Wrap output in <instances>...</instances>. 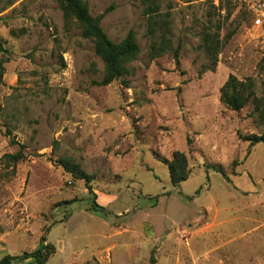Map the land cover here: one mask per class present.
<instances>
[{
    "label": "rangeland",
    "instance_id": "rangeland-1",
    "mask_svg": "<svg viewBox=\"0 0 264 264\" xmlns=\"http://www.w3.org/2000/svg\"><path fill=\"white\" fill-rule=\"evenodd\" d=\"M87 1L93 16L109 10L101 25L111 40L136 34L129 89L95 84L104 63L57 0L0 2L11 52L0 87V260L45 235L56 247L48 264H150L152 253L154 264H264V143L241 138L264 134V119L252 101L241 111L220 101L231 75L253 78L264 96V27L253 10L264 0H159L172 50L155 59L144 0ZM217 26L221 39L233 36L216 69L201 73L211 65L203 34ZM8 130L27 154L17 168L3 159L18 149ZM177 150L190 169L178 188L165 164ZM63 157L94 175L95 195Z\"/></svg>",
    "mask_w": 264,
    "mask_h": 264
},
{
    "label": "trees",
    "instance_id": "trees-1",
    "mask_svg": "<svg viewBox=\"0 0 264 264\" xmlns=\"http://www.w3.org/2000/svg\"><path fill=\"white\" fill-rule=\"evenodd\" d=\"M57 2L64 14L66 22H74L80 29L82 37L93 42L96 54L104 63L103 78L100 82H95V84L107 86L115 81H120L129 89L131 84L128 79L130 74L129 65L137 59L140 53V46L137 42L136 34L130 31L121 42L116 43L111 40L101 25L102 19L109 10L99 16H93L87 0H57ZM144 4L147 6L145 15L148 21V35L151 38L150 56L152 59H155L172 50L171 41L168 38L169 25L166 19L160 18L159 0H144ZM3 10L0 8V13ZM220 29L221 26H217V31L214 34L210 32L203 34L200 47L210 59L211 65L204 66L201 73L216 69L219 55L225 42H228L233 36V32H230L224 39H221ZM10 33L14 37L18 36L17 31L12 30ZM174 51L175 61L179 64V52L177 50ZM10 60L11 52L6 47V41L0 37V87L3 85L5 64ZM254 87L253 78L249 77L245 80H240L234 75H231L220 90V101L232 111H241L252 101L256 104L255 111L260 113V117L264 119V96L258 98ZM6 135L10 137V143L17 145L18 149L14 153L5 154L3 159L6 165L17 168L18 164L27 159V154L24 150L25 146L12 137L11 130H8ZM241 138L245 142H250L253 146L261 142L264 143V134H250L241 136ZM188 142L190 143V140ZM59 164L73 179L84 181L89 193L95 195L91 186V183L95 179L94 175L88 174L80 164L69 157L60 158ZM165 164L169 168L171 182L174 187H180L182 183L189 179V160L185 152L175 151L172 159L165 160ZM212 168L226 175L223 168L219 166H212ZM91 210L96 214L104 215L106 213L105 208L96 202H93ZM55 253V245L48 242L47 237L44 235L41 237L40 243L34 251L25 252L18 256L5 255L0 260V264H18L27 260H31L32 264H48L50 258ZM154 261L155 256L152 253L150 264H154Z\"/></svg>",
    "mask_w": 264,
    "mask_h": 264
},
{
    "label": "built area",
    "instance_id": "built-area-1",
    "mask_svg": "<svg viewBox=\"0 0 264 264\" xmlns=\"http://www.w3.org/2000/svg\"><path fill=\"white\" fill-rule=\"evenodd\" d=\"M255 17L257 22L264 27V1L259 2L254 8Z\"/></svg>",
    "mask_w": 264,
    "mask_h": 264
}]
</instances>
